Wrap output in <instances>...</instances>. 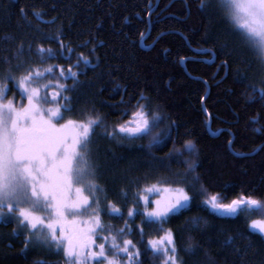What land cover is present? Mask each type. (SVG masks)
<instances>
[{
  "label": "trees",
  "instance_id": "obj_1",
  "mask_svg": "<svg viewBox=\"0 0 264 264\" xmlns=\"http://www.w3.org/2000/svg\"><path fill=\"white\" fill-rule=\"evenodd\" d=\"M57 32L73 51L41 60L37 46L59 49L55 39L46 38ZM21 43L24 67L16 69L13 54ZM81 53L89 62L80 60L77 67ZM3 57L9 58L17 77L29 65L42 71L53 66L39 82L71 86L74 80L61 76L60 68L67 74L71 65L79 73L75 89L65 93L72 110L64 118L103 117L89 144L97 166L94 179L123 217L101 212V220L121 243L127 238L136 244L140 264H162L163 257L145 250L135 230L143 218H129L128 208L142 210L137 194L173 181H180L193 196L188 208L164 225L173 229L183 264H264V238L249 227L251 219H264V214L221 216L203 203L213 194L228 203L242 192L264 199V99L253 91L264 88V66L219 0H204L203 7L201 0H0L1 83L9 68ZM141 93L148 100L140 103L161 116L157 127L139 139L105 135L113 125L129 120ZM126 108L130 111L122 115ZM153 136L164 139L150 143ZM185 141L193 143L194 152L185 150ZM170 150L182 155L169 157ZM186 161H195L194 169L186 172ZM100 195L103 206L106 201ZM125 220L133 231L129 235L125 229L120 236L117 230L124 228ZM143 227L145 242L162 235L157 225ZM12 228L11 223H0V264L65 262L58 252L26 251L25 236Z\"/></svg>",
  "mask_w": 264,
  "mask_h": 264
},
{
  "label": "snow or ice",
  "instance_id": "obj_2",
  "mask_svg": "<svg viewBox=\"0 0 264 264\" xmlns=\"http://www.w3.org/2000/svg\"><path fill=\"white\" fill-rule=\"evenodd\" d=\"M219 4L225 9L226 17L234 28L239 30L244 42L264 60V0H219ZM201 6H204V0H201ZM20 11L23 13L24 9ZM36 15L43 18L40 12ZM140 35L143 37L144 33ZM46 38L55 39L59 49L38 45L36 52L41 60L56 58L58 54L63 56L65 51L71 54L73 51L65 47L59 32ZM22 49L21 43L13 54L16 69L24 67ZM2 59L9 64V68L3 74L5 82L0 83V223L6 224L10 218L14 219L17 227L13 232L25 236V247L33 241L53 247L62 252L67 264H140L141 251L136 244L127 238L121 243L118 235H113L110 227L106 229L101 220V212L123 217L121 208L107 200L105 189L94 179L97 166L91 160L89 144L95 129L103 124V117L97 114L87 119H64L65 113L72 110L71 104L67 103L71 97L65 93L75 89L79 73L72 71L69 65L65 74L61 67V76L65 79L71 77L75 83L71 86L59 84L60 91L52 92L49 98L47 89L51 84L40 86L38 81L46 74H51L53 66L42 71L37 66L29 65L17 77L9 58ZM80 60L86 65L89 62L88 57L81 53L77 67ZM222 66L227 68V61H222ZM7 81L12 82L11 87L18 88L22 97L20 107L16 106L14 99L5 102L10 90ZM253 91L259 92L260 98L264 99V88L254 87ZM25 98L26 103L23 102ZM141 100H148V97L141 93L129 120L113 125L112 130L104 134L130 139L149 135L159 124L161 116L152 111L147 103H140ZM121 103H124L123 98ZM48 104L54 106L44 107ZM129 111L124 109L122 115ZM60 120H64V123H58ZM165 135L170 137V133ZM163 139L164 136H153L150 143L159 144ZM185 150L195 151L191 141H185ZM167 155L175 157L182 153L170 150ZM186 163V172L194 169L195 161ZM194 179L198 180V177ZM172 184H153L145 188L146 192L163 195L150 200L146 195L137 194V203L142 201L143 209L130 207L127 216L134 218L139 215L143 218L135 230L141 234L145 250L162 256V264H183L173 229H164V225L174 215L186 210L193 196L185 187L179 186L180 181H173ZM101 193L106 201L103 206ZM221 199L220 194H213L203 203L225 215L252 211L264 214V199L256 198L251 193L242 192L228 203H222ZM150 203L154 205L151 208L148 206ZM144 225H157L156 230L162 235L143 241ZM249 227L264 234V219H251ZM125 229L129 235L133 231L128 220L124 221V228L117 230L118 234L122 236ZM104 231H108V235H100ZM98 240L102 242L97 243ZM188 250L191 251V246ZM122 256H126L127 260L118 259Z\"/></svg>",
  "mask_w": 264,
  "mask_h": 264
},
{
  "label": "rangeland",
  "instance_id": "obj_3",
  "mask_svg": "<svg viewBox=\"0 0 264 264\" xmlns=\"http://www.w3.org/2000/svg\"><path fill=\"white\" fill-rule=\"evenodd\" d=\"M233 25V24H232ZM234 27V26H233ZM236 30H238V29H236ZM239 31V30H238ZM261 59V58H260ZM261 62H262V64H263V66H264V60H261ZM1 83V82H0ZM4 83V82H3ZM8 84H9V87H10V90L7 92V94H6V97H5V102H7V100L8 99H14V102H15V104H16V106L17 107H20L21 106V99H22V97L20 96V93H19V90H18V88H15V87H13V88H15V90H12L13 88H11V86H10V83L9 82H7ZM51 84V87H49L48 89H47V93L49 94V98H51V96H50V94L52 93V92H58V91H60V89H59V87H58V85L59 84H57L56 82H51V81H43V82H39L38 81V84L40 85V86H43V85H46V84ZM34 86H36V85H34ZM42 92H44V88L42 87ZM24 103H26L27 101H26V98L24 99V101H23ZM49 106H54V105H51V104H48V105H44V107H49ZM65 119V118H64ZM66 120V119H65ZM58 123H64V120H60V121H58ZM158 186H161V185H158ZM150 187V186H149ZM142 195H146V196H148L149 198H150V200H156V199H159L162 195H163V193H156V194H153V193H149V192H146V191H143V194ZM141 203H142V205H143V202L141 201ZM149 206V208H151V207H153L154 205H152L151 203L148 205ZM209 209L212 211V212H214V213H216V214H218V215H221V216H235V215H237V214H235V215H225L223 212H219V211H213L210 207H209ZM249 212H246V213H243V214H248ZM238 214H240V213H238ZM85 219L87 218V214H85V217H84ZM8 223H11L12 225H13V229L14 228H16L17 227V225H16V222H15V220L14 219H12V218H10V220H9V222ZM254 231V230H253ZM255 232H258L259 234H261L258 230H255ZM27 233H25V235H26ZM262 236H263V238H264V234H261ZM26 249V251H30V252H37V251H41V250H43V251H47V252H49V251H53V252H58L55 248H53V247H49V246H46V245H44V244H41V243H37V242H35V241H33L28 247H25ZM58 253H60L62 256H63V254H62V252H58ZM64 257V256H63ZM126 257V256H125ZM118 259H120L119 257H118ZM64 260H65V262L63 263V264H67V262H66V259H65V257H64ZM121 260H123V259H121ZM127 260V258H125V260L124 261H126Z\"/></svg>",
  "mask_w": 264,
  "mask_h": 264
},
{
  "label": "water",
  "instance_id": "obj_4",
  "mask_svg": "<svg viewBox=\"0 0 264 264\" xmlns=\"http://www.w3.org/2000/svg\"><path fill=\"white\" fill-rule=\"evenodd\" d=\"M208 130L210 131V125H209V123H208Z\"/></svg>",
  "mask_w": 264,
  "mask_h": 264
},
{
  "label": "flooded vegetation",
  "instance_id": "obj_5",
  "mask_svg": "<svg viewBox=\"0 0 264 264\" xmlns=\"http://www.w3.org/2000/svg\"><path fill=\"white\" fill-rule=\"evenodd\" d=\"M1 224H4V223H1ZM12 231H13V228H12ZM14 233V232H13Z\"/></svg>",
  "mask_w": 264,
  "mask_h": 264
}]
</instances>
